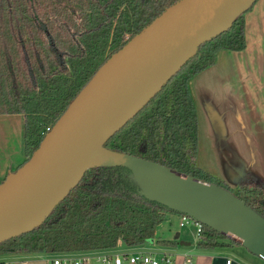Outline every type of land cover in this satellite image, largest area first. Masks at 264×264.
<instances>
[{"label": "trees", "instance_id": "16d2710c", "mask_svg": "<svg viewBox=\"0 0 264 264\" xmlns=\"http://www.w3.org/2000/svg\"><path fill=\"white\" fill-rule=\"evenodd\" d=\"M179 1L0 0V115L23 117L25 164L104 64ZM247 12L203 44L104 148L217 186L264 219V179L247 174L232 189L199 168L198 117L189 88L221 51L246 49ZM169 213L186 216L141 196L129 170L93 167L40 227L0 244V256L100 253L115 251L121 241L129 248L151 245ZM200 224L198 251L241 246ZM157 242L179 247L175 240Z\"/></svg>", "mask_w": 264, "mask_h": 264}, {"label": "water", "instance_id": "95a60500", "mask_svg": "<svg viewBox=\"0 0 264 264\" xmlns=\"http://www.w3.org/2000/svg\"><path fill=\"white\" fill-rule=\"evenodd\" d=\"M256 2L180 0L112 56L32 159L0 185V244L40 227L90 168L122 167L132 173L141 196L214 228L264 260V219L233 195L104 148L203 44L227 32Z\"/></svg>", "mask_w": 264, "mask_h": 264}, {"label": "crops", "instance_id": "0c3cea01", "mask_svg": "<svg viewBox=\"0 0 264 264\" xmlns=\"http://www.w3.org/2000/svg\"><path fill=\"white\" fill-rule=\"evenodd\" d=\"M245 23L246 49L221 51L215 66L196 75L189 84L198 117V166L232 189L247 174L264 179V0H258L245 14ZM25 162L23 117L0 115V185ZM178 235L179 240L175 241L179 247L163 249L174 257L172 264H186V255L193 258L191 264H227L228 260L231 264H264L263 259L251 255L247 249L230 254L229 248L201 252L197 243L194 247L192 244L182 247L181 234ZM143 247L116 250L120 254ZM52 258V255H7L0 256V264H49Z\"/></svg>", "mask_w": 264, "mask_h": 264}, {"label": "built area", "instance_id": "2783aa9c", "mask_svg": "<svg viewBox=\"0 0 264 264\" xmlns=\"http://www.w3.org/2000/svg\"><path fill=\"white\" fill-rule=\"evenodd\" d=\"M51 130L52 128H47L46 135ZM185 224H195L198 226L197 232L199 236L202 229V225L199 222L185 216L182 218L180 226L184 227ZM93 261L105 264H172L174 262V257L170 253L165 252L163 249L152 252L139 250L135 252H124L116 255L107 253L102 256L99 253L64 254L59 257L52 258L49 264H91ZM191 263H193V258L186 255V264ZM231 263L232 261L228 260L227 264Z\"/></svg>", "mask_w": 264, "mask_h": 264}, {"label": "rangeland", "instance_id": "374dc122", "mask_svg": "<svg viewBox=\"0 0 264 264\" xmlns=\"http://www.w3.org/2000/svg\"><path fill=\"white\" fill-rule=\"evenodd\" d=\"M182 222V219L180 218V216L178 214H174V213H169L168 214V220L162 224L161 226H159L156 230V242L155 245H148L147 247H143L142 250H145L146 252H152L155 250H159V249H164V247H162V245L157 244L160 239L158 238H162L163 240H175V237L177 236L178 233L181 234V242L183 241H187L190 244H192V247L195 246V244L198 242V226H196L195 224H185L184 227H180V223ZM179 241V242H180ZM120 243V242H119ZM150 244H153V242L151 241ZM121 245L119 246L118 249H128L127 246H125V244L121 241ZM241 247V246H240ZM239 246L235 245L232 246L231 248H229L228 252L230 254L232 253H237V251L239 249H242L244 251V249L246 248H240ZM190 249V248H189ZM247 251V250H246ZM106 253H117L118 254V250L116 251H107ZM124 253V252H122ZM253 255V254H251ZM54 257H59L60 255H53ZM258 257V256H257ZM259 258V257H258ZM261 259V258H260ZM92 263H95V261H93Z\"/></svg>", "mask_w": 264, "mask_h": 264}]
</instances>
